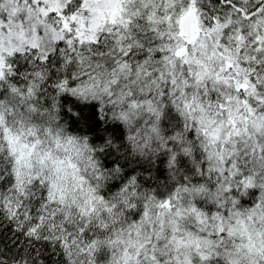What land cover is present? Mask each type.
I'll use <instances>...</instances> for the list:
<instances>
[{"label":"snow or ice","instance_id":"6c2138e0","mask_svg":"<svg viewBox=\"0 0 264 264\" xmlns=\"http://www.w3.org/2000/svg\"><path fill=\"white\" fill-rule=\"evenodd\" d=\"M0 264H264V0H0Z\"/></svg>","mask_w":264,"mask_h":264}]
</instances>
